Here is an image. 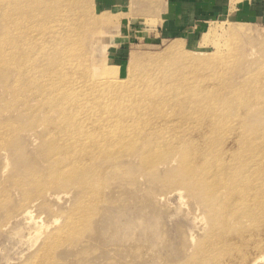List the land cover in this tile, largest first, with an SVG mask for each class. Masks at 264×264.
I'll return each instance as SVG.
<instances>
[{
	"label": "rangeland",
	"instance_id": "1",
	"mask_svg": "<svg viewBox=\"0 0 264 264\" xmlns=\"http://www.w3.org/2000/svg\"><path fill=\"white\" fill-rule=\"evenodd\" d=\"M15 1L19 4L27 0ZM40 1L45 4L40 6L33 4V7H26L22 11L25 14L22 26L27 27L26 45L30 48L38 45L41 27L46 28L49 34L47 39L55 38L60 42H66L67 38L72 36L69 40L75 41L76 47L87 55L92 74L91 81L97 83L105 95L112 93L111 98L120 101L113 103V106L109 104L103 108L104 119L110 122L114 119L118 120L121 115H127L128 121L138 124L142 130H137L139 140L131 139L128 142L130 145L126 144L129 145L127 150L120 148V151H116L115 147L106 146L102 148L101 151L105 152L103 154L116 151L118 157L112 160L111 167L102 168L97 176L98 180L96 178L97 184H73L71 182L75 180L71 179L60 184L49 178L37 181L33 178V172L37 171L38 161L34 160L36 164L29 162L19 165L18 163L36 152L37 142L33 141L29 129L33 118L28 117L23 108L24 100L25 104H34L35 101H32L29 90L23 89L22 80L20 81L21 98L18 102H12L14 100L10 94L4 95L0 91V124L9 116L13 117L15 121L13 125L18 129L16 134L20 138L12 145H0V264H26L30 260L31 263L35 258L37 260L40 242L55 230L63 222L67 212L72 211L76 206L91 208L86 216L88 229L83 235L84 241L81 245L71 246L70 242L77 236L66 240L59 247L60 261L53 262V259L51 264H205L204 259L211 258L204 248L206 246L209 248L208 239L212 235L210 233L211 220H213L211 219L212 202L205 200L197 189L178 182L181 174L176 162L179 151L177 148H172L174 140L169 136L176 135L177 133H174L176 131H179L177 136L180 135V131H184L190 138L197 136L198 132L212 122L210 113L202 114L205 117L200 118L201 115L197 114L201 109L199 107H194L196 110L185 108L182 113L180 109H172L167 102H165L167 105L162 102L165 101L164 97L168 99L171 95L167 88L162 87L160 93L162 92L164 97L161 94L158 96L161 97L163 105L151 106V98L158 99L149 96L139 87L144 86L154 94L155 90L160 88L156 87V84L159 83L160 78L163 79L161 72H165L168 65L176 64L171 59L179 60L175 57L178 55L165 54L167 47L175 41H178L175 43L181 44L187 53L201 59L197 62L201 65H204L206 58H211L208 57L211 54L214 58L208 61L209 64L223 62L221 54L230 50V57L226 56V58L229 59L228 62H233L234 70L231 72L233 71L235 80L239 81L237 78L239 71L244 70L247 65L253 67V63L257 66V63L263 60L264 20L252 19L244 12L232 11L228 7L200 32L199 40L202 33L209 28L215 30V34L210 36L209 43L201 46L198 40L160 41L148 40L141 33L134 35L130 32L132 26L126 18L128 15L126 14V17L123 15L126 10L116 11L114 8L100 5L99 0H83L85 1L83 3H78L77 0ZM1 6L5 11L8 10V5L5 3ZM83 8L85 10L90 8L92 15L89 14L90 9L85 12L81 10ZM134 12V10L130 11V13ZM77 13L82 14V17L86 14L84 21L76 23ZM50 19L53 23H50ZM57 23H61L58 25L61 26L60 31L57 30L60 35L56 31L51 34L48 28ZM239 27L250 29L251 37L236 35L235 29ZM66 28L74 29V34L69 33L68 30L66 32ZM55 33L58 36H55ZM36 39H38L37 43ZM229 41L230 47L225 46ZM120 51L121 54H125L122 62H119L120 59L116 55ZM133 53L140 55V58L137 59V64L130 67ZM117 72L119 73L114 74ZM110 73L117 78L109 77ZM124 93L141 98L131 103L121 98ZM133 103L140 105L136 106ZM170 118L180 122L175 131L161 124L171 121ZM167 139L171 144L169 143L170 146L168 144L170 149L166 151L167 146H164L167 145ZM16 147H19L18 151H14ZM147 160L151 166L144 170L143 161L146 163ZM101 161L109 163V160L106 162L101 159ZM107 173L112 174L109 177L110 183L98 184L99 180L103 179L101 174ZM178 191L181 192L180 195ZM55 195H60V199ZM31 203H35L31 218L35 220L40 216L42 224L35 221L38 224L36 225L34 221L19 215L20 211ZM28 221L30 223H27ZM261 252L264 255V250ZM257 264H264V259H260Z\"/></svg>",
	"mask_w": 264,
	"mask_h": 264
},
{
	"label": "bare ground",
	"instance_id": "2",
	"mask_svg": "<svg viewBox=\"0 0 264 264\" xmlns=\"http://www.w3.org/2000/svg\"><path fill=\"white\" fill-rule=\"evenodd\" d=\"M4 3L8 5L7 11L1 6ZM33 4L40 6L45 2L27 0L18 4L15 0H0V91L4 95L10 94L14 100L12 102H18L21 98L22 80L23 89L29 90L32 101H35L34 104H25L23 99L25 112L28 117L33 118L29 129L33 141L37 142L36 152L18 163L36 164L34 160L38 161L37 171L33 172V178L37 181L49 178L60 184L71 179L75 180L71 182L73 184H97V176L102 168L111 167L112 160L118 157L116 151L129 149L127 147L131 139L139 140L138 131L142 129L133 121H128L127 115H121L118 120L110 122L104 119L103 108L120 101H114L112 93L105 95L98 84L91 81L87 55L76 47L75 41L69 40L72 36L66 34L70 37L66 42L55 38L47 39V30L41 27L38 45L33 48L26 45L27 27L22 26L25 16L22 11L26 7H33ZM89 9L81 10L87 12ZM91 13L92 10L89 11ZM77 15L76 23L84 21L86 14L84 17L80 13ZM51 22L53 23L50 19ZM60 24L50 26V33L60 31ZM67 30L74 34V29L66 28V32ZM36 33L37 31L35 35ZM235 33L238 36L252 35L251 30L245 27L236 28ZM213 34L215 30L209 28L202 33L199 44L207 45ZM230 41L225 46L230 47ZM175 42L167 47L165 54L178 55L175 57L179 60L171 59L176 64L168 65L167 70L161 72L163 79L160 78L156 84L160 88L155 90V94L144 86L139 89L143 88L149 96L158 99L151 98V106L158 107L163 105L162 102H167L168 106L180 109L181 113L185 108L199 107L201 109L197 114L201 115L200 118L205 117L202 114L210 113L212 122L198 132L197 136L190 138L184 131H180L178 136L179 131L174 132L176 135L169 136L174 140L171 147L179 151L176 159L181 173L178 182L197 189L205 200L212 202V235L208 239L209 248H204L211 258L204 259L205 264H257L260 259H264L261 252L264 250V56L257 66L253 63V67L247 65L244 70L239 71L237 81L233 71L231 72L234 70L233 62H228L229 59L226 58L230 57V50L221 54L223 62L209 64L208 61L214 58L211 54L208 56L211 58H206L204 65H201L197 63L201 59L187 53L181 44ZM139 58L140 55L133 53L131 61L129 60L130 67L137 64ZM109 77L117 78L111 73ZM161 87L167 88L171 94L168 99L160 93ZM160 94L165 101L158 96ZM123 95L121 98L131 103L141 98L129 93ZM14 123V118L9 116L0 124V145H12L20 139ZM179 123V120L171 119L161 124L175 131ZM168 141L169 139L164 146H167L166 151L170 149L171 141ZM105 146L115 147L117 150L103 154L105 152L101 150ZM18 148L14 151H18ZM154 148L157 149L156 146ZM31 157L33 161L30 160ZM101 159L106 162L109 160V163H104ZM143 164L146 165H143L144 170L151 166L148 160L146 163L143 161ZM6 166L7 164L4 168ZM101 175L103 179L98 184L110 183L109 177L112 174ZM177 193L181 194L180 191ZM55 197L60 199V195ZM33 205L35 203L21 210L19 215L42 224L40 216L32 219ZM90 210L88 206H76L68 211L63 222L40 242L37 260L35 258L33 263L30 260L26 264H51L53 259V262H59L60 245L73 236L77 238L72 239L70 245H81L85 238L83 235L87 233L86 216ZM259 252L261 254H257ZM223 254L226 255L221 257Z\"/></svg>",
	"mask_w": 264,
	"mask_h": 264
},
{
	"label": "crops",
	"instance_id": "3",
	"mask_svg": "<svg viewBox=\"0 0 264 264\" xmlns=\"http://www.w3.org/2000/svg\"><path fill=\"white\" fill-rule=\"evenodd\" d=\"M100 5L126 10L134 35L150 39L200 41V32L229 7L264 20V0H99ZM134 13H130V11ZM122 62L124 53L116 54Z\"/></svg>",
	"mask_w": 264,
	"mask_h": 264
}]
</instances>
